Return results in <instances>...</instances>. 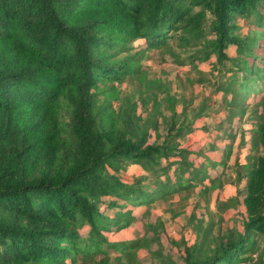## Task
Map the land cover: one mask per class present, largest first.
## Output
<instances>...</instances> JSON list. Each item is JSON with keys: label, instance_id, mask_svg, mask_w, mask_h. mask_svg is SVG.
I'll list each match as a JSON object with an SVG mask.
<instances>
[{"label": "trees", "instance_id": "trees-1", "mask_svg": "<svg viewBox=\"0 0 264 264\" xmlns=\"http://www.w3.org/2000/svg\"><path fill=\"white\" fill-rule=\"evenodd\" d=\"M140 39L145 46L135 45ZM150 50L195 67L215 56L231 120L243 119L260 91L264 101V0H0V264H109L112 251L137 264L131 254L141 247L155 264H176L146 241H111L108 233L137 220L135 208L215 188L220 172L208 168H223L232 152L219 162L197 152V164L181 146L210 104L190 119L189 104L178 112L168 94V116L154 95L145 115L119 95L115 83L146 80L141 61ZM252 117L254 154L238 162L244 230L207 239L211 229H199L200 240L184 243L185 264H241L264 237V116ZM137 168L131 179L123 175ZM239 203L236 195L217 206Z\"/></svg>", "mask_w": 264, "mask_h": 264}, {"label": "rangeland", "instance_id": "rangeland-1", "mask_svg": "<svg viewBox=\"0 0 264 264\" xmlns=\"http://www.w3.org/2000/svg\"><path fill=\"white\" fill-rule=\"evenodd\" d=\"M136 46H145L144 40L135 42ZM176 54L180 59L185 58L184 51L177 45H173ZM230 55L235 54V49L230 47ZM177 55L169 50L147 51L142 64L145 68L146 80L126 79L122 83H115L119 95L130 98L136 102L138 112L147 115L153 103H149L155 95L159 100L160 110L170 116L167 103L162 101L165 96L172 95L178 98L176 108L178 112L188 103L189 118H193L192 111L201 103L210 104L208 117H202L195 122V131L180 140L181 146L195 152L191 156L197 164V152H205L210 158L221 160V156L229 151L231 158L223 168H208L211 175H221V183L207 193L201 192V187L192 188L190 191H183L173 197L160 200L151 207L135 208L134 212L139 217L129 227L120 231L110 232L108 236L111 241L141 239L151 245L156 251L161 250L162 255L171 254L176 264H185L182 259L184 255V243L193 244L200 240L199 229H211V232L204 235L207 239L215 238L220 233H226L233 228L244 230L243 221L246 217L245 207L242 203L245 194V180H238V172L242 168L238 165L248 161V154L251 151V129L255 124L252 120V113L258 110L264 116L263 91L255 94L254 101L250 100L247 113L240 119H230L231 111L224 106V95L221 90V83L226 80V75L218 77L214 70L217 61L213 56L207 61H198L196 67L188 63H182ZM159 86V87H158ZM148 101L147 105L142 99ZM117 106V102L114 101ZM187 104V105H188ZM148 106H150L148 108ZM149 109V110H148ZM147 110V111H145ZM161 120L163 116H158ZM167 132V124L160 122V141L164 140ZM232 134V136H231ZM153 133L151 140L155 139ZM235 135V137H234ZM262 153V151L260 152ZM141 173L137 168L134 172L127 170L123 173L126 178L131 179ZM222 184V185H221ZM221 185V186H220ZM239 195L240 203L237 208H229L220 211L218 200H226ZM149 236V238H148ZM199 236V237H198ZM151 239V241H150ZM142 241V242H143ZM211 245L208 241L205 246ZM214 245V244H212ZM131 255L136 256L137 264H155L156 254L150 252L148 247H141ZM120 258H117L119 257ZM109 264H128L129 256L112 251ZM116 258V259H115ZM241 264H264V237L257 243V249L250 260Z\"/></svg>", "mask_w": 264, "mask_h": 264}]
</instances>
